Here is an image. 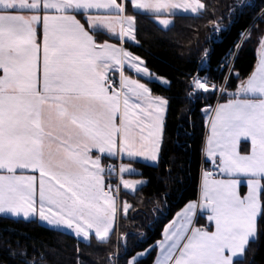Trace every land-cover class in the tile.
<instances>
[{"label": "crops", "instance_id": "0c3cea01", "mask_svg": "<svg viewBox=\"0 0 264 264\" xmlns=\"http://www.w3.org/2000/svg\"><path fill=\"white\" fill-rule=\"evenodd\" d=\"M124 1L0 0V216L35 220L77 240L107 239L121 192L145 184L133 163L157 164L166 101L136 78L154 81L124 49L135 40ZM128 1L145 12L137 7L146 0ZM185 2L193 14L202 10L201 0ZM94 32L111 40L97 43ZM111 77L119 88L108 91ZM225 94L231 99L205 111L202 151L205 162L223 164L225 178L201 175L196 201L165 226L153 264H199L202 250V258L213 251L212 258L231 264L256 237L264 176V38L251 75ZM109 160L117 163L118 196L104 192ZM198 216L210 231L195 225Z\"/></svg>", "mask_w": 264, "mask_h": 264}, {"label": "trees", "instance_id": "16d2710c", "mask_svg": "<svg viewBox=\"0 0 264 264\" xmlns=\"http://www.w3.org/2000/svg\"><path fill=\"white\" fill-rule=\"evenodd\" d=\"M201 3V12L170 15L172 25L162 29L152 14L135 11L124 1L135 37L134 43H124V49L140 59L151 76L166 79L168 85L136 77L152 96L166 101L159 158L155 166L133 163L145 184L133 193L121 192L119 217L107 240L82 242L35 220L0 216V264H128L145 251L134 264L154 263L155 244L165 226L198 197L205 111L215 105L217 91H198L194 79L220 84L229 69L226 90L235 89L253 72L264 38V0ZM92 35L97 43L111 40L100 32ZM228 99L223 95L219 102ZM245 145L240 147L242 153L248 152ZM261 185L256 237L231 264H264V176ZM122 206L128 207L124 214ZM195 224L205 226L199 216Z\"/></svg>", "mask_w": 264, "mask_h": 264}, {"label": "rangeland", "instance_id": "374dc122", "mask_svg": "<svg viewBox=\"0 0 264 264\" xmlns=\"http://www.w3.org/2000/svg\"><path fill=\"white\" fill-rule=\"evenodd\" d=\"M146 1H147V4L143 3L141 6L139 5L137 7L138 8L137 10H144L145 12L152 14L154 16V20H155L156 24L162 29H167L172 25L173 20H172V17L170 15L193 14L194 13L193 9L189 8V5L187 4V2H185L186 0H176L174 3H170V0H146ZM194 1L195 0H189V2H194ZM163 4H165L166 7H163L164 6ZM200 5H202L201 2H200ZM134 39H135V37H134ZM130 42L134 43L135 40L133 41V39H131ZM137 60L143 64V62L140 59H137ZM153 79H154V81L156 79L157 82H160L161 84H164L165 86L168 85L167 80L164 78L154 77ZM193 84H194L196 89H202V91L209 89V87L204 83V80L201 77H196L194 79ZM233 90H226V92L231 93ZM137 115H139V114H137ZM206 231H210V230L206 229ZM79 240H81L82 242L89 241V239H79ZM97 240L105 241L107 239H102V240L97 239ZM205 240L207 241V239H205ZM205 251L206 250H205V246H204V252ZM142 253L143 252H140V253L136 254L134 257H132L131 259H129L128 264H134L136 261L135 259L139 258V256L142 255ZM211 253H213V251L212 252H205L204 257L202 258V254H203V250H202L201 255H200L201 257L200 256L198 257V259H200L198 263L199 264H223V263H219L221 256H218L215 254V256L212 258ZM217 254H219V255L222 254L221 249L218 251ZM225 256H227V255L225 254ZM225 258H227V257H225Z\"/></svg>", "mask_w": 264, "mask_h": 264}, {"label": "built area", "instance_id": "2783aa9c", "mask_svg": "<svg viewBox=\"0 0 264 264\" xmlns=\"http://www.w3.org/2000/svg\"><path fill=\"white\" fill-rule=\"evenodd\" d=\"M227 75L225 77V80L222 84L220 85H216L215 83H212V85L214 87L217 88L218 90V96H217V100L219 99V97L222 95L223 90H224V84L226 81ZM117 88V82L114 79H109V85L107 87V90L110 91L112 89ZM116 168V164L114 162H110L106 164V171L108 174H111L114 172ZM209 173V175H211L212 178L216 179V180H221L224 178V169H223V165L221 162H213V163H205V162H201L200 164V175L203 173ZM105 194L109 195V196H118L119 194V187H118V183L114 180L111 179L106 188H105Z\"/></svg>", "mask_w": 264, "mask_h": 264}]
</instances>
